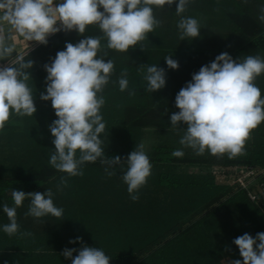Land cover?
I'll list each match as a JSON object with an SVG mask.
<instances>
[{
    "label": "trees",
    "instance_id": "16d2710c",
    "mask_svg": "<svg viewBox=\"0 0 264 264\" xmlns=\"http://www.w3.org/2000/svg\"><path fill=\"white\" fill-rule=\"evenodd\" d=\"M151 7L160 26L127 53L108 49L107 37L92 24L82 35L76 31L53 34L47 45L24 55L34 61L27 84L37 111L33 116H19L12 110L0 130V264H72L63 250H79L83 245L101 248L111 257L110 264H231V260L242 261L235 238L264 232V122L251 131L245 154L231 158L208 151L197 155L179 143L186 125L177 128L170 122V116L179 111L175 105L179 90L217 55L227 52L241 62L249 55L264 58V22L258 18L264 0H190L180 15L176 3ZM182 17L198 21L199 37L180 39L177 25ZM85 37H99L98 58L107 51L105 61H114L109 83L97 94L105 99L100 113L106 124L101 134L106 156L125 159L144 143L153 165L135 202L122 180L126 165L117 166L116 175L108 177L99 160L86 162L83 176L70 177L67 186L58 190L60 177L67 174L49 164L55 146L48 125L57 117L51 101L40 99L46 90L43 66L65 49L66 42L76 44ZM167 56L178 61L177 70L168 69ZM151 65L167 73L166 86L153 93L147 91L144 79ZM124 70L129 89L122 92L118 80ZM254 83L264 98V73ZM130 90L135 95H129ZM151 131L155 139L147 146L145 136ZM176 149L185 155L173 157ZM215 167L253 168L258 176L243 188L237 182H221ZM47 188L54 193V205L64 209L63 217L26 216L30 204L26 199L17 209L19 232L6 234L3 225L9 220L3 205L14 206L11 191L44 193ZM77 237L82 243H69ZM76 255L78 251L73 258Z\"/></svg>",
    "mask_w": 264,
    "mask_h": 264
},
{
    "label": "clouds",
    "instance_id": "9594fccd",
    "mask_svg": "<svg viewBox=\"0 0 264 264\" xmlns=\"http://www.w3.org/2000/svg\"><path fill=\"white\" fill-rule=\"evenodd\" d=\"M176 3V13L185 12L190 0H0V60H5L15 51L14 45L6 41L12 32L18 33L29 42L47 45L50 35L61 31H76L82 35L88 25L97 24L107 37V48L127 53L139 42L145 40L148 33L160 26L153 15L152 5L163 7ZM103 9L102 11L100 9ZM258 17L264 22V7ZM9 25L8 34L4 25ZM177 27L181 30L180 39L197 38L200 25L195 18L182 17ZM140 48L143 49L141 46ZM101 51L99 37H85L73 44L66 42L65 49L58 51L50 63L44 64L47 72L46 90L40 93V99L51 101L57 117L48 125L55 150L49 158V164L61 173L58 190L66 187L68 179L83 176L86 162L97 160L104 165L108 177L116 175V167L127 170L122 175L123 182L132 201H138L139 190L152 175L153 165L140 143L125 159L120 156L108 158L102 147L101 134L106 124L100 113L105 104L103 93L114 71V61L105 57L98 58ZM168 69L177 70L178 61L171 56L164 58ZM14 66H0V130L9 120L12 110L19 116H33L37 108L34 95L27 81L34 61L23 55L16 57ZM264 73V58L259 55L247 56L242 62L234 60L227 52H222L198 72L192 74L176 95L175 105L178 112L170 116L171 126L180 128L186 125L185 134L179 143L193 149L197 155L208 151L213 156L236 157L245 154V143L250 133L264 122V98L254 83ZM166 70L158 65L147 66L144 79L147 91L153 93L166 86ZM120 91L129 89L127 71L124 70L118 80ZM129 95H135L134 90ZM79 157L77 158V151ZM173 157L182 158V149L174 150ZM11 197L14 206L3 205V212L9 223L3 225V231L12 236L19 232L17 209L26 199L30 200L26 216L37 219L51 215L62 218L64 209L54 205V193L27 192L13 189ZM31 236V232L21 233ZM82 243L77 237L69 243ZM238 247L240 259L231 260V264H264V232L255 237L245 233L233 240ZM73 258V252H77ZM72 264H110L108 255L97 247L83 245L79 250L65 248L62 252Z\"/></svg>",
    "mask_w": 264,
    "mask_h": 264
},
{
    "label": "rangeland",
    "instance_id": "374dc122",
    "mask_svg": "<svg viewBox=\"0 0 264 264\" xmlns=\"http://www.w3.org/2000/svg\"><path fill=\"white\" fill-rule=\"evenodd\" d=\"M146 144L147 146L155 139V133L154 131L147 132L146 136ZM192 171H199L198 168L192 169ZM213 172L217 175L218 179L221 182H229V183H238L239 177L242 178L243 181L245 182H250L251 178L249 175H247L245 172H241L240 169L238 168H220V167H215L213 168ZM253 179V178H252ZM254 180V179H253ZM252 180V181H253Z\"/></svg>",
    "mask_w": 264,
    "mask_h": 264
},
{
    "label": "crops",
    "instance_id": "0c3cea01",
    "mask_svg": "<svg viewBox=\"0 0 264 264\" xmlns=\"http://www.w3.org/2000/svg\"><path fill=\"white\" fill-rule=\"evenodd\" d=\"M57 2H59V0H57ZM9 25L5 24L4 28H5V33L8 34V29H9ZM10 37L6 42L8 44L14 45L15 47V51L12 53V55L10 57H8L5 60H1L3 62H9V63H13L16 60V57L18 55H25L26 53H28L30 50L34 49L35 47H37L38 45H40L39 43L36 42H29L27 40H25L22 36H20L18 33L12 32L10 34Z\"/></svg>",
    "mask_w": 264,
    "mask_h": 264
},
{
    "label": "built area",
    "instance_id": "2783aa9c",
    "mask_svg": "<svg viewBox=\"0 0 264 264\" xmlns=\"http://www.w3.org/2000/svg\"><path fill=\"white\" fill-rule=\"evenodd\" d=\"M51 36V35H50ZM14 63V62H13ZM12 63V64H13ZM9 65V62H3V61H1L0 60V66H8ZM240 171L243 173V172H245L247 175H249L250 177H252L253 179H255V178H257V176H258V172H257V170L256 169H253V168H240ZM251 178V180H253ZM238 184L241 186V187H243V188H248V186H249V181L248 182H245V181H243L242 180V178L241 177H239V179H238ZM250 195V198L252 199V200H255L256 199V197L253 195V194H249Z\"/></svg>",
    "mask_w": 264,
    "mask_h": 264
}]
</instances>
